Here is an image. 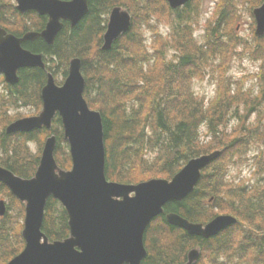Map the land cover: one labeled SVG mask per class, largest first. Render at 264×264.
Segmentation results:
<instances>
[{
	"label": "trees",
	"instance_id": "16d2710c",
	"mask_svg": "<svg viewBox=\"0 0 264 264\" xmlns=\"http://www.w3.org/2000/svg\"><path fill=\"white\" fill-rule=\"evenodd\" d=\"M263 3L264 0H218L212 17L201 25L202 0H191L177 10L170 7L168 0H89V13L73 29L69 24L53 45L42 39L25 44L34 53L44 54L47 69H23L19 84L9 88L12 99L5 105L6 114L0 117V165L23 178H33L45 138L55 134L56 160L62 169L72 168L70 145L59 115L51 132L44 129L8 135L6 128L14 120L9 113L12 108L30 106L39 113L48 71L62 83L68 76L71 59L80 58L86 79L85 99L103 117L109 181L139 184L152 179L171 180L190 160L215 151L222 153L203 171L195 190L183 201L168 203L164 213L148 227V257L143 264H184L195 248L201 250L196 264H264V177L248 184L228 179L229 165L247 161L255 143L260 146L256 170L264 172V65L254 75L260 86L257 93L254 89L234 91L225 77L238 54L242 56L246 51L256 59L264 57V37L254 35L253 42H246L238 33L244 12L254 19V10ZM116 7L129 12L132 28L113 43L111 50L104 51L103 37ZM6 8L5 3H0V23L21 19L13 3ZM30 14L34 15L27 17L30 29L42 31L48 17ZM153 19H165L172 38L167 41L157 35L154 54H150L143 26H151ZM199 27L204 36L198 40ZM255 27L253 20L252 28ZM21 29L29 31L26 23ZM207 67L216 69L218 82L215 98L205 102L192 89L191 80L205 79ZM258 112L261 115L255 124L242 123L232 131L226 129L228 119L248 120ZM203 126H207L204 136ZM32 144L38 145V152ZM0 196L10 200L9 213L0 218V264H8L25 248V210L2 183ZM170 213L203 224L219 215H232L237 223L206 239L171 225L166 219ZM43 225L51 242L69 237V216L59 201L49 199Z\"/></svg>",
	"mask_w": 264,
	"mask_h": 264
},
{
	"label": "water",
	"instance_id": "95a60500",
	"mask_svg": "<svg viewBox=\"0 0 264 264\" xmlns=\"http://www.w3.org/2000/svg\"><path fill=\"white\" fill-rule=\"evenodd\" d=\"M177 9L190 0H168ZM21 12L36 10L49 15L50 22L42 34H28L23 39L0 27V72L11 84H17L21 68H42V55L22 48L24 40L43 37L53 43L62 30L61 19L77 26L89 13V0H17ZM256 34L264 36V3L255 9ZM132 28L131 15L115 8L104 36L103 50ZM86 79L82 60L70 63L69 76L62 86L50 73L42 92L43 109L38 116L18 120L7 128L8 134L31 133L51 129L57 114L63 119L65 137L70 143L72 169L62 170L55 159L56 136L47 139L40 166L32 179H23L0 166V182L6 184L22 202H27L25 250L8 264H142L148 252L145 234L151 223L164 213L172 201H183L198 185L202 171L221 152L190 160L172 180L153 179L137 185L111 182L106 176V145L102 114L92 110L84 98ZM54 197L67 209L70 236L50 243L42 232L45 208ZM5 214L0 202V215ZM168 222L190 235L206 239L215 237L236 223L233 216H219L210 223L194 224L178 214H169ZM44 240V242H43ZM200 251L193 250L185 264H196Z\"/></svg>",
	"mask_w": 264,
	"mask_h": 264
},
{
	"label": "rangeland",
	"instance_id": "374dc122",
	"mask_svg": "<svg viewBox=\"0 0 264 264\" xmlns=\"http://www.w3.org/2000/svg\"><path fill=\"white\" fill-rule=\"evenodd\" d=\"M10 1V0H2ZM203 1V17L201 21V25L203 23H206L207 20H209L213 12L215 10L216 4L218 3V0H202ZM8 15L9 12L6 10ZM29 17H32V14L29 15ZM253 19L250 17L249 14L244 12L243 18L240 22V26L238 27V33L239 36L244 38L246 42H253L254 41V35H256L255 29L252 28L253 25ZM170 24L167 23L165 19L163 20H154L151 22V26H143V35H144V42L147 44V51L150 54H154V42L157 35H161L165 40H170L172 38V29L169 26ZM196 36L198 37V40L201 36H204V30L202 27L197 28ZM257 36V35H256ZM258 37V36H257ZM157 47V46H156ZM240 51H243V48H240ZM171 55H174L173 52H170ZM149 56V55H148ZM254 56H251L250 53L244 52L243 55L235 56L233 60L231 61L230 66L226 70L225 77L228 83H231L232 89L234 91L238 90V88H241L242 90H252L254 89V92L259 91V83L257 82L254 75L260 72L262 66L264 65V57L261 58H254ZM205 72L208 73L207 77L205 79H195L191 80L192 83V89L195 91V93L198 95L199 98H204L205 102L210 101L211 99L215 98L217 94V80L218 72L213 67H207L205 69ZM252 75L254 77L249 78ZM214 77L215 79H213ZM242 84L243 87L240 86ZM6 94V87L2 80H0V99L5 96ZM208 104V103H207ZM3 106V104H0V108ZM33 112L30 108H12L10 110V113L13 115H25V114H31ZM261 113L258 112V115H253L252 118L246 120L244 117L242 119H239L238 117H232L228 119L227 121V130L232 131L235 127L240 126L242 123L244 124H253L256 123V120L259 118ZM263 116V122H264V112H262ZM207 133V126H203L201 128V134L204 136V134ZM204 139V138H202ZM210 140V138H206V141ZM34 148V147H33ZM260 152V146L255 143L251 146L250 152L247 156L248 160L244 162H238L237 164H230L229 165V180H242L245 183H257L259 180L264 177V172L260 170H256V157ZM3 199V198H0Z\"/></svg>",
	"mask_w": 264,
	"mask_h": 264
},
{
	"label": "flooded vegetation",
	"instance_id": "af4514ba",
	"mask_svg": "<svg viewBox=\"0 0 264 264\" xmlns=\"http://www.w3.org/2000/svg\"><path fill=\"white\" fill-rule=\"evenodd\" d=\"M62 1H69V0H62ZM0 3H1V0H0ZM18 14L21 16V19L20 20H12V21H10L9 23H6V22H4V23H0V26L1 27H3L5 30H6V32H7V34H11V35H14V36H16L17 38H20V39H23L24 37H26L28 34H31V33H34V34H42L44 31H45V28H43L42 29V31H36L35 29H30L31 28V26H30V24L28 23V22H26V21H28V18L27 17H29V16H27V15H31L30 14V12L28 13H24V14H20L19 12H18ZM23 16V17H22ZM44 17H47V16H44ZM29 18H33V16L32 17H29ZM49 21V20H48ZM61 22H62V25H63V28H62V30L58 33V35L56 36V38H55V40H54V42L53 43H49V42H47L43 37H37V38H34V39H29V40H24L23 42H22V47H23V49H25V50H28V51H30V52H32L33 54H36V55H42V57H43V59H44V61H45V56H44V54H40V53H34L32 50H30V49H28V48H26L25 47V44H27V43H34L35 41H37L38 39H42L43 41H45L48 45H53L54 43H55V41H56V39H57V37L59 36V34H61V33H63L65 30H66V28H68L69 27V24H70V22H69V20H61ZM26 23V27H28L29 28V31H25V29H21V26L23 25V24H25ZM70 26H71V24H70ZM72 28V27H71ZM73 29V28H72ZM45 63H46V61H45ZM39 68V67H38ZM23 69H37V68H21V70H23ZM40 69H42V68H40ZM47 69V63H46V67H45V69H43V70H46ZM21 70H19V72L21 71ZM49 73H51V74H53L54 75V73L50 70V71H48V74ZM48 74H47V76H48ZM2 76V79H4V83H5V87H6V94H5V97H4V101H7V102H10L11 101V97H10V87H15L16 85H18L19 84V82L16 84V85H14V86H11L10 84H8L6 81H5V78H4V75L3 74H0V77ZM20 76V75H19ZM21 77V76H20ZM20 81V80H19ZM17 108H18V106H17ZM22 108H31L30 106H28V107H22ZM25 115H33V114H25Z\"/></svg>",
	"mask_w": 264,
	"mask_h": 264
}]
</instances>
